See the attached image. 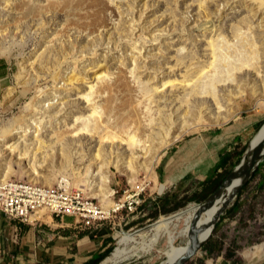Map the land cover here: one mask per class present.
<instances>
[{
	"label": "rangeland",
	"instance_id": "374dc122",
	"mask_svg": "<svg viewBox=\"0 0 264 264\" xmlns=\"http://www.w3.org/2000/svg\"><path fill=\"white\" fill-rule=\"evenodd\" d=\"M101 74L106 79L98 83ZM120 76L151 98L150 133L122 121L110 124L109 136L123 135L125 143H102L89 132L71 136L78 118L93 115L86 95L99 97ZM195 93L202 94L190 110ZM257 100L264 102V0H0V138L20 146L0 150L2 177L51 188L67 179L76 189L93 163L95 173L109 169L117 202L146 189L137 214L84 227L88 234L103 229L112 254L122 233L148 232L162 217L201 204L190 200L241 163L264 126ZM201 111L207 121L198 119V130L156 151L168 135L160 127L177 131ZM34 120L42 129L28 134L32 145L26 146L14 132ZM132 139L145 150L133 154ZM235 148L244 154L231 160ZM150 154L149 175L135 157ZM117 162L134 163L132 182L116 170ZM94 189L99 193L100 181ZM82 192L106 208L115 205L114 195ZM176 225L128 243L105 264L166 263L173 248L190 245L198 224ZM188 264H264V162Z\"/></svg>",
	"mask_w": 264,
	"mask_h": 264
},
{
	"label": "bare ground",
	"instance_id": "6f19581e",
	"mask_svg": "<svg viewBox=\"0 0 264 264\" xmlns=\"http://www.w3.org/2000/svg\"><path fill=\"white\" fill-rule=\"evenodd\" d=\"M210 68L211 69L215 68V62H213L210 65ZM123 78L124 77L120 76V78L115 82L114 86L108 85L103 87L99 97H95L93 93L86 95L89 107L93 110V115L88 116L85 120H83L82 118H78L76 124L68 129V133L71 136L79 137L89 132L90 134L98 135L102 143L105 142L114 143L116 140H120V142L125 143L126 140H125V136L123 135L122 137L120 136L119 138L117 136H114L113 134L115 132H113V134L109 136L110 124L113 123L114 127H120L122 121L132 125L131 128L134 132L139 131L144 134L150 133L149 127H150V122H152V118H151V107H149L148 103L151 101V98L147 99L146 97L147 92L145 90L132 88L128 83L124 82L125 80H123ZM98 79H99L98 83L101 82L103 83L106 78L104 74H101L98 76ZM125 79H126V75H125ZM214 81L215 83H218V81L216 80ZM94 88L95 86H91V90H94ZM201 94L202 93H195V95L188 100L189 103L187 106L190 107V110L192 105L191 104L192 99L197 98V96ZM207 94L214 96L216 98L215 94H213L211 91L207 92ZM96 98H100L101 100L97 101ZM114 99H116L117 103H114ZM154 103H156V101ZM254 107L256 111H264V102L257 100L256 104H254ZM201 114L203 115L199 117L197 116L194 122L191 121L184 122L183 125L177 128V131L174 132L169 131L164 126L160 127L161 130L162 129L167 130L168 135L166 139L160 144L159 148L156 151H159L160 148L165 147L166 145L176 143L179 138H182L184 133L188 131L190 132V131L198 130L200 127V123L198 124V119H205L207 121L206 116L204 115V111H201ZM155 115L158 116V112H156ZM37 129H42V128L40 126V123L37 120H34L27 127H23V126L18 127V129L14 132V134L22 135L21 142L23 144H26V146H30L32 144L27 142L26 137L28 136V134L33 133V131ZM101 132L104 133L101 134ZM263 138H264V126L262 128V131L252 140L251 147L255 149L261 143ZM127 144L129 145L131 152L133 154L137 153L138 151L142 152L145 150L144 147L139 145L138 141L135 142L133 139L132 141L128 140ZM7 146L8 149H11L15 152L20 149V146L17 143L10 145L9 143H7L6 139L0 138V150H2ZM151 154L148 158L147 157L142 158L140 155L135 157V166L143 167L149 175L151 174L152 163H154V156H152ZM32 161L33 158H31V162ZM133 167H134L133 162L129 163V166L126 167H122L120 162H117L115 166L116 170L120 172L122 175L128 177L131 182L136 177V171L133 169ZM93 168H94V164L91 163L87 167L85 174L80 175L78 179V183L75 186V188L81 191L88 192L89 195H91L92 197L103 196L105 199L106 198L109 199L112 195H114L113 190L109 187V183H110L109 169L104 168V166H101V169L97 173H95ZM35 174L38 177L40 175L38 170L35 171ZM3 179L6 180V178ZM97 180L100 181V190L99 193L96 194L94 185L97 183ZM62 182H66L67 184H69V186H72L70 181L67 179H63ZM238 183L239 181H235L229 188L226 195L223 198L219 199L213 208L203 213L199 220H196V214L199 211V205H190L187 209L180 211L177 215H172L170 217H162L161 220L158 223H156L154 226H152L148 232H144V233L142 232L140 234L122 233L120 236L121 238L118 242V248H116V250L113 252L111 260L108 259L109 262L111 263L112 260L117 259L119 257L120 252H122L123 248L128 243L135 242L136 240H138V238H142L146 236L149 232L164 231L173 222L177 223V225L178 223L182 225L184 223H189L193 221V223L197 222L198 224L197 228L210 224L213 221V219L216 217V215L223 209L224 205L228 202L229 195L238 186ZM211 235H212L211 230L210 231L208 230L206 233L202 235V241L207 242ZM173 238H174V234L171 233L169 235L171 245H173L174 243ZM189 246L173 248V250L169 252L170 255L168 261H166V263L164 264L176 263L179 257L186 254Z\"/></svg>",
	"mask_w": 264,
	"mask_h": 264
},
{
	"label": "built area",
	"instance_id": "2783aa9c",
	"mask_svg": "<svg viewBox=\"0 0 264 264\" xmlns=\"http://www.w3.org/2000/svg\"><path fill=\"white\" fill-rule=\"evenodd\" d=\"M145 190L126 195L118 202L114 192L115 205L106 208L98 199L66 182L61 181L58 187L51 188L34 181H7L1 176L0 161V212L27 225L44 223L48 217L62 220L69 216L77 227L104 226L120 215L137 214L144 204Z\"/></svg>",
	"mask_w": 264,
	"mask_h": 264
},
{
	"label": "crops",
	"instance_id": "0c3cea01",
	"mask_svg": "<svg viewBox=\"0 0 264 264\" xmlns=\"http://www.w3.org/2000/svg\"><path fill=\"white\" fill-rule=\"evenodd\" d=\"M238 140L235 147L239 145ZM67 217L62 220L48 217L44 223L32 226L0 212V264H90L95 261L106 250L105 232L98 228L88 234L87 228L65 222Z\"/></svg>",
	"mask_w": 264,
	"mask_h": 264
},
{
	"label": "water",
	"instance_id": "95a60500",
	"mask_svg": "<svg viewBox=\"0 0 264 264\" xmlns=\"http://www.w3.org/2000/svg\"><path fill=\"white\" fill-rule=\"evenodd\" d=\"M264 162V138L261 143L253 149L251 144L242 159L241 163L237 165L226 177L219 189L212 194L206 201L199 204V211L196 214V220H199L203 213L213 208L216 202L223 198L228 192L229 188L235 181H239L238 186L229 195L228 202L224 205L223 209L216 215L213 221L203 227L193 229L190 246L186 254L178 258V261L174 264H188L193 259L202 246L206 243L202 241V235L208 230L213 232L215 226L220 221L222 215L226 212L231 203H233L242 192V190L249 184L254 174ZM106 262V261H105ZM105 262L103 264H105Z\"/></svg>",
	"mask_w": 264,
	"mask_h": 264
},
{
	"label": "trees",
	"instance_id": "16d2710c",
	"mask_svg": "<svg viewBox=\"0 0 264 264\" xmlns=\"http://www.w3.org/2000/svg\"><path fill=\"white\" fill-rule=\"evenodd\" d=\"M238 148L235 149V151L231 153L229 159L231 160L236 159V158L238 159L244 154V152L239 151ZM229 173L230 172L226 171L223 177H220L214 182H212L208 187L204 189V191L201 194L195 195L190 201L199 202V203H203L204 201H206L212 194H214L219 189V187L222 185V183L224 182L226 177L229 175ZM180 207H178V209ZM105 247H107V243ZM112 251L113 249L106 250L103 254H101V256H99L95 261L91 262L90 264H103L108 259V257L111 256Z\"/></svg>",
	"mask_w": 264,
	"mask_h": 264
}]
</instances>
